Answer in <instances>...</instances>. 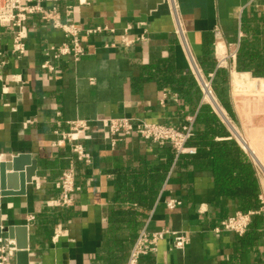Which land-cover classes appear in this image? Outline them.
I'll list each match as a JSON object with an SVG mask.
<instances>
[{
    "label": "crops",
    "instance_id": "obj_1",
    "mask_svg": "<svg viewBox=\"0 0 264 264\" xmlns=\"http://www.w3.org/2000/svg\"><path fill=\"white\" fill-rule=\"evenodd\" d=\"M176 3L189 50L205 73L215 70L216 31L225 42H239L234 71L217 72L214 89L250 147L245 132L264 157V95H236L249 84L256 92L264 87V0ZM58 8L64 23L83 31L85 54L77 61L45 54L68 38L37 16L26 22L21 58L13 53L10 29L0 26V165L16 175L5 184L10 195H1L0 184L1 226L14 227L12 239H0V264H17L22 229L28 230L29 264H122L142 230L164 229L189 242L175 248L168 234L139 264L264 263V215L255 216L243 236L215 230L225 218L261 206L264 178L202 104L170 1L67 0ZM95 28L104 30L86 34ZM164 90L178 101L162 105ZM188 116L199 132L198 145L189 144L195 154L177 157L170 146L136 135L113 147L95 130L81 138L91 155L86 164L66 143H56L74 120L133 117L181 126ZM19 157L24 159L15 170ZM70 167L80 190L61 207L60 178ZM171 199L181 204L169 208Z\"/></svg>",
    "mask_w": 264,
    "mask_h": 264
},
{
    "label": "built area",
    "instance_id": "obj_2",
    "mask_svg": "<svg viewBox=\"0 0 264 264\" xmlns=\"http://www.w3.org/2000/svg\"><path fill=\"white\" fill-rule=\"evenodd\" d=\"M65 1L67 0H0V26H5L10 29L12 49L16 56L21 58L26 53L25 39L27 35L24 33V29L26 22L34 16L39 17L41 21L50 24L53 28L61 29L68 38L66 42L59 46H48L45 50L46 55L53 52L56 59L62 58L63 56H72L74 60L77 61L85 54V48L80 40V34L83 32L82 29L72 24L64 23L61 19V12L59 11L58 4ZM169 1L177 21L176 34L186 45L187 54L191 62V72L202 94V104L211 107L214 113L220 118L222 124L228 128L231 134L230 139L236 138L242 149L246 153H249L252 160L260 167L261 162L255 155V152L251 150L245 142H241L239 139L243 134L234 126L232 119L227 115L220 104L214 89V80L217 72L223 70L231 74L234 71V64L239 52V42H225L220 36V33L216 31L214 43L215 70L205 73L195 62L189 50L185 31L178 18L176 0ZM48 3L52 5L47 6ZM103 30L102 28L90 29L86 30V34L100 33ZM44 67L50 72L55 69L50 61L45 62ZM169 98L178 101L176 95H171L168 90H164L161 104L164 105ZM194 120L195 117L188 116L185 118V123L181 126L154 123L145 119L133 117H98L91 121L74 120L69 122L68 132L61 134V139L56 143L57 146H61L62 142L66 143L69 146L70 152L77 160L90 164L91 155L86 151L81 142V138L86 135L87 132L101 130L110 140L111 146L113 147L125 137L136 135L144 140L151 141L161 146H170L176 156L179 157L181 155L196 153V148L189 145V141L195 136ZM234 130L239 133V137H237ZM60 190L61 193L58 205L61 207L70 206L72 204V194L80 190V187L75 182L74 168L70 167L62 173L60 178ZM260 200L261 206L259 208L247 212L239 211L222 220L220 226L215 230L218 232H232L238 236H243L249 230L253 218L258 215H264V201L262 196ZM180 204L181 201L178 199L167 201V206L169 208H174ZM168 234L173 237L175 248L182 249L189 242V238L179 232L163 230L150 233L146 230H142L131 248L127 260L122 264H139L142 257L154 255L158 250V242L164 239Z\"/></svg>",
    "mask_w": 264,
    "mask_h": 264
},
{
    "label": "water",
    "instance_id": "obj_3",
    "mask_svg": "<svg viewBox=\"0 0 264 264\" xmlns=\"http://www.w3.org/2000/svg\"><path fill=\"white\" fill-rule=\"evenodd\" d=\"M24 157H19L14 159V165L12 164V167L15 168V170H18L19 167V162H21V160H23ZM6 164H1L0 165V184H1V195L2 196H7L10 195L11 192L6 191V181H8V183L10 184V180L12 178H15L16 175H11V174H7L6 172ZM11 165H8V168H10ZM23 185V184H22ZM22 193V192H21ZM0 203H1V199H0ZM19 232V239H18V245H17V264H29V252L27 250L28 248V230L27 229H22V230H18ZM20 232H22L21 236H20ZM13 233H14V227H2L1 226V222H0V239L3 237L4 234H8V237L12 239L13 237Z\"/></svg>",
    "mask_w": 264,
    "mask_h": 264
},
{
    "label": "rangeland",
    "instance_id": "obj_4",
    "mask_svg": "<svg viewBox=\"0 0 264 264\" xmlns=\"http://www.w3.org/2000/svg\"><path fill=\"white\" fill-rule=\"evenodd\" d=\"M247 86H250V87H246V88H244V87H242V88H240L239 90H241V91H243V92H241V93H237L236 95L239 97V96H256L255 94H259L258 96H263L264 95V87H262L261 88V92H256V90L254 89L255 88V84H249V85H247ZM238 90V91H239ZM229 91H230V89H229ZM255 91V92H254ZM215 94H216V92H215ZM235 95V96H236ZM216 96H217V94H216ZM214 112V111H213ZM227 113V112H226ZM228 115V114H227ZM230 117V116H229ZM219 118V117H218ZM231 118V117H230ZM220 119V118H219ZM232 119V118H231ZM221 121V120H220ZM233 121V124H234V126L236 127V129L239 131V132H241L242 134H243V132H242V128H241V124L240 123H238V122H235L234 120H232ZM102 133H104V132H102ZM246 133V132H245ZM244 133V135L248 138V140L250 141V143H251V145H252V149L254 150V152L255 153H257V155L259 156L258 157V159L263 163V166L262 167H260V169H259V167L257 166V168L259 169V170H261L260 171V174H261V176H262V178H264V157L263 156H261L260 155V152H259V150L256 148V144L254 143V140L250 137V135L248 136L247 134H245ZM232 140H234L235 142H237V144H239L238 143V141L236 140V138L234 139H232ZM241 147V146H240ZM241 149H242V147H241ZM243 150V149H242ZM244 151V150H243ZM245 152V151H244ZM262 199H263V201H264V197L262 196ZM164 230H168V229H164ZM160 231H163V230H160ZM151 233H153V232H151ZM174 247H175V244H174Z\"/></svg>",
    "mask_w": 264,
    "mask_h": 264
},
{
    "label": "trees",
    "instance_id": "obj_5",
    "mask_svg": "<svg viewBox=\"0 0 264 264\" xmlns=\"http://www.w3.org/2000/svg\"><path fill=\"white\" fill-rule=\"evenodd\" d=\"M223 71V70H222ZM221 71H219V73H220ZM218 73V74H219ZM216 122H217V119H216ZM217 124L219 125V122H217ZM219 127L221 128L222 126L221 125H219ZM198 137H199V132L198 131H196V128H195V136L189 141V144H194V145H198L197 144V140H198ZM233 141V140H232ZM235 142V141H234ZM196 147H198V146H196ZM198 149V148H197ZM182 156V155H181ZM144 257H146V256H144ZM143 258V257H142ZM141 258V259H142Z\"/></svg>",
    "mask_w": 264,
    "mask_h": 264
},
{
    "label": "bare ground",
    "instance_id": "obj_6",
    "mask_svg": "<svg viewBox=\"0 0 264 264\" xmlns=\"http://www.w3.org/2000/svg\"><path fill=\"white\" fill-rule=\"evenodd\" d=\"M237 135V137H239V134H236ZM239 139L241 140V142L243 141V142H245L247 145H248V147L251 149V150H253L251 147H250V145H249V143H248V141H247V139L245 138V137H243V136H241V138L239 137ZM243 139V140H242ZM254 151V150H253ZM255 155H256V153H255ZM257 156V155H256ZM259 161V160H258ZM263 165L260 163V167H262Z\"/></svg>",
    "mask_w": 264,
    "mask_h": 264
}]
</instances>
